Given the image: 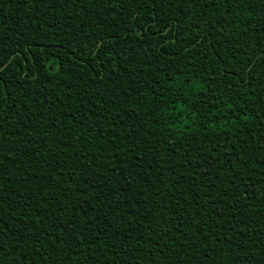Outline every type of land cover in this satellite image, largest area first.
<instances>
[{"label":"trees","instance_id":"1","mask_svg":"<svg viewBox=\"0 0 264 264\" xmlns=\"http://www.w3.org/2000/svg\"><path fill=\"white\" fill-rule=\"evenodd\" d=\"M0 264H264V0H0Z\"/></svg>","mask_w":264,"mask_h":264}]
</instances>
